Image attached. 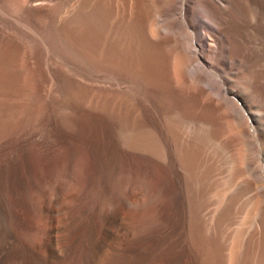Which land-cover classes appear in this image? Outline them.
Instances as JSON below:
<instances>
[{
    "label": "rangeland",
    "instance_id": "1",
    "mask_svg": "<svg viewBox=\"0 0 264 264\" xmlns=\"http://www.w3.org/2000/svg\"><path fill=\"white\" fill-rule=\"evenodd\" d=\"M10 1L0 0V205L2 221L11 233L9 245L0 248V264H34L38 256L49 264H95L97 258L89 255L95 242L101 247L98 256L115 248L117 264L219 262V250L216 246L211 250L207 238H212L214 222L228 199L249 178H242L248 174H242L239 163L254 158L253 150L235 149V160L214 170L217 178L199 213L207 237L201 240L195 214L204 188L203 174L200 177L204 167L192 141L187 142L192 147L181 144L194 151L189 150L191 158L183 154L165 120L172 121L179 112L196 115L198 104L205 101L172 76L174 54L167 76L154 51H143L136 43L131 26L139 1L113 0V10L103 14L104 28L94 18V29L87 16L77 21L74 17L82 0ZM65 44L74 51L70 56ZM189 158L196 167H184ZM173 161L179 165L178 174ZM223 185L236 189L227 193ZM262 195L247 202L251 205L258 197L249 206L257 216ZM219 202L221 207L215 210ZM246 204L225 229L223 264H229L233 247L237 254L230 264L241 263L254 226L251 213L246 214L248 219L244 215ZM151 208L156 216L161 214L153 216Z\"/></svg>",
    "mask_w": 264,
    "mask_h": 264
},
{
    "label": "bare ground",
    "instance_id": "2",
    "mask_svg": "<svg viewBox=\"0 0 264 264\" xmlns=\"http://www.w3.org/2000/svg\"><path fill=\"white\" fill-rule=\"evenodd\" d=\"M138 1L139 5L138 9H136L137 16L131 28L135 36L134 39L137 41L136 43L141 44V47L144 46V48L140 47V49H150V51H154L151 52L154 55H157L156 58L162 61L163 72L164 74L167 73V76H169L170 74V56L171 54H174L172 56V76L176 81L182 82L184 83V85L188 86V88H191V93L195 97L197 96V98H200V100L205 101V104H198V113L196 115H186L188 114L187 112L183 116L179 115L181 113L179 112L174 115V118L172 117V121L167 122L165 120L166 117H163L166 125L169 124L168 126H166V128L168 127L167 129L171 130L170 133L172 134L176 145L181 146V144H183V147H185L184 144H187L189 146L190 143L188 144L187 142L192 141L195 144H193L194 148L192 149H194L195 151V148H197V151L195 152L196 154H194L196 156H199V161L201 160L200 164L202 163V166L204 167L203 168L200 164H198L203 168V173H201L200 171L199 172L200 177L202 176L201 174H203L201 179H203L202 183H204L202 184L204 185V188L203 190L201 189L203 193H199L202 194V196L199 195L200 198L198 196V198L200 199V202H198L200 203L198 204L199 209H197V213L195 214V229L197 232L199 230L198 234L203 231V218L202 215L199 216V213H201V211H203V209L206 207L205 195L212 187L215 178H217L215 177V172L217 173V171L214 172V170L218 166H221V168L223 166L225 167L228 161L233 160L235 157L233 155V152H236L234 151L235 149L238 148L239 150H243L244 146H248L253 150L252 152L254 158L246 159L248 157L246 155V151L244 154L246 160H244V156H242L243 159L240 162L241 164L239 163V165L244 168L242 174L244 173V171L248 174H244L242 178H249L246 179L235 192L233 188L236 187L239 179H242L240 178L241 176L238 178L235 186H232L233 184L230 185L232 186L231 188L234 194L228 199L227 203L223 198L228 194L224 193V197H221L222 201L224 200L226 205L224 206V208L222 206L223 209L218 215L216 222H214L215 227L214 230L212 229L214 231L212 238H207L203 234V232L201 235V240L203 237V241H205V239L207 238V243H210L209 240H211V250H213V247L215 246L218 248L220 257L219 262H217L216 264H223L224 260H226V252L224 254V248H226V238L228 237V233H226L225 229L229 227V225L233 223L235 219L238 218V213H240V210L248 202V200L256 195L260 196V194L262 195V193H264V0H150V6L147 5L146 0ZM125 2L126 0H124V3ZM131 2H133V0H131ZM12 3L18 4L19 2H17V0H13ZM112 3L113 0H97L95 3L94 0H82L79 6L77 5V9H75L76 11L74 13V17L77 21L80 16H87L88 20H91V22L88 23V25L91 23V26L89 27H97L96 23V25L92 23L95 18L94 21H101L100 23H102V27L104 28L103 14L104 11L106 12L109 9L113 10ZM88 8L89 10H87ZM86 10L87 12H85ZM122 12H124V9ZM55 20L56 17H54L53 20L54 31L57 30ZM124 20L125 19H121V21L125 24L126 22ZM120 32L122 33V30H120ZM147 34L149 36H155L158 39L152 41L149 39ZM53 36L56 37L55 35ZM155 37L154 39H156ZM145 46L147 48H145ZM67 49L71 50L72 48H69L68 46L66 50ZM70 50H67L68 53L70 52ZM72 52L74 51L72 50L70 53ZM70 53L64 54L70 56ZM225 132H228L227 135L224 134ZM188 146L186 148H183L181 146L184 149L183 154L188 153L187 155H189L190 153L194 152L191 148L188 149ZM189 147H192V145ZM246 147L245 149H248ZM189 150H191L192 152H190ZM239 153L243 155L241 152ZM239 153H237L236 157H238ZM189 156L191 158V155ZM192 156L194 157V155ZM190 158L189 160H186L188 159V156H186L185 160L187 162L183 159L186 166H191V163L193 165L194 159H198V157H194L193 161L191 162ZM187 163L189 164L187 165ZM195 163L196 162H194V164ZM197 163L195 165H197ZM234 164H236L237 169L238 161ZM186 166L184 167L187 169L196 167ZM173 167L178 174L179 165L175 161H173ZM201 167H198V169H200ZM234 168L235 165L233 166V169ZM233 169L230 170L231 173L228 170L230 174L228 175V179L225 178L227 180L226 184H228V186V180L231 179V177L229 178V176H232V173L234 174ZM198 174L199 173H197L196 175L199 176ZM220 175L221 177L223 176V174ZM224 175H226V173ZM239 175L240 174H238V176ZM196 179L198 180L200 178ZM217 184H215L214 186H216ZM221 187L225 188L224 185ZM223 192L224 189L222 193ZM220 193L218 194L221 195ZM215 197L217 198L218 196ZM257 199L255 200L256 202ZM261 200L258 201L260 202ZM148 202L150 201L148 200ZM253 202L251 203V205H248V203L246 204L248 205V211L244 215L245 217H247V219L250 215L251 217L249 218L253 217L252 221H254V226H252L253 228L250 229L251 231H249L244 243L245 246L244 250L242 251L243 253H241L242 256L240 264H264V202L261 205L262 208L260 209L258 216L251 213V210H253L254 208H251L254 205ZM196 203L195 205L198 206ZM216 206L215 210L217 208L219 209V207H221L220 202L219 204L216 203ZM155 208L157 207L155 206ZM151 209L152 212L153 208ZM155 210L157 212V209ZM257 210L259 209L257 208ZM151 212H149L150 215ZM159 214H161V212L158 213V216ZM246 214L250 215L247 216ZM152 215L156 216L157 214L154 212ZM2 216L3 215L0 205L1 249L6 248L9 245V238L11 234L7 231L2 221V219L4 218ZM245 217L243 216L244 219ZM244 219L241 220L240 224L243 223V221L246 223ZM120 220H118L119 223ZM155 224L156 223H154V225ZM138 225L140 226V223ZM211 225L212 224L209 225V228ZM239 225L238 227H240L241 229V226L243 225ZM234 226L232 225L231 228ZM138 228L137 230H139ZM209 228L208 230H210ZM230 230L231 229L229 228L228 231ZM240 232L243 233L242 230ZM247 232L248 231H246V233ZM233 242L235 243V240H233ZM233 242L232 244L234 245ZM100 248L96 244V242L89 248V255L92 257V259L97 258L95 264L118 263L117 255L115 253L116 251L114 250L115 248L105 251L98 256ZM233 248L229 250V264L230 261L233 260L234 253H236ZM237 248L239 249V247ZM37 258H39V256ZM37 258L36 261L34 260V264H49L48 262L38 260ZM56 264L61 263L57 262Z\"/></svg>",
    "mask_w": 264,
    "mask_h": 264
}]
</instances>
